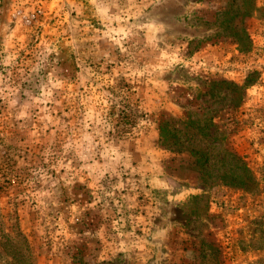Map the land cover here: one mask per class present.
<instances>
[{"label":"rangeland","instance_id":"obj_1","mask_svg":"<svg viewBox=\"0 0 264 264\" xmlns=\"http://www.w3.org/2000/svg\"><path fill=\"white\" fill-rule=\"evenodd\" d=\"M0 264H264V0H0Z\"/></svg>","mask_w":264,"mask_h":264},{"label":"trees","instance_id":"obj_2","mask_svg":"<svg viewBox=\"0 0 264 264\" xmlns=\"http://www.w3.org/2000/svg\"><path fill=\"white\" fill-rule=\"evenodd\" d=\"M232 86H233V90H236L239 92H241L244 89L243 87H239L235 84H233ZM235 168L238 171H230V172L224 173L222 175V178H224V180L226 179L227 182H229V184L239 187L243 190H246V191L247 190L253 191L254 189L257 190L259 184L254 178L250 169L245 165V163L240 161L239 167H235Z\"/></svg>","mask_w":264,"mask_h":264}]
</instances>
